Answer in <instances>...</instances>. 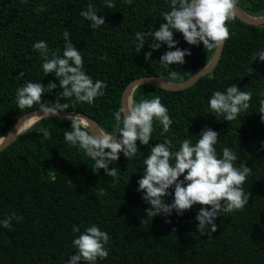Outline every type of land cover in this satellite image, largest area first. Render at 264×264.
Returning a JSON list of instances; mask_svg holds the SVG:
<instances>
[{
    "label": "trees",
    "instance_id": "trees-1",
    "mask_svg": "<svg viewBox=\"0 0 264 264\" xmlns=\"http://www.w3.org/2000/svg\"><path fill=\"white\" fill-rule=\"evenodd\" d=\"M112 2L115 7L107 9L105 0H0V137L20 116L39 108L19 109L18 87L40 82L46 88L56 83L51 93L43 94L42 102L56 101L59 81L54 74L44 75V61L33 45L46 42L51 51L62 55L65 30L81 51L85 72L107 88L91 105L74 98H62L60 103H68L66 110L84 113L108 132L115 130L114 113L133 79L153 76L183 82L211 59L215 49L189 45L181 33L174 32L176 47L191 55L184 57L183 64L165 69L160 57L176 49L161 44L153 51L151 36H146L139 52L135 36L159 29L162 13L170 11V0ZM89 4L105 20L99 29H91L90 22L79 15ZM237 6L253 16L264 14V0H238ZM38 7L45 11H35ZM227 27L230 38L218 64L194 85L179 91L151 85L134 90L132 99L137 102L160 97L173 123L161 136L162 126L154 121L149 145L137 141L138 153L132 159L121 152L109 164V170L117 168L114 180L103 169L94 173V161L65 141L64 132L71 130L68 119L40 120L0 152V221L13 214L22 217L13 219L10 228L0 225V264H67L77 252L73 239L92 225L109 235L105 245L109 255L98 258L97 264H264V122L260 117L264 114L259 112L264 99V61H253L264 50V25H247L235 17ZM149 51L152 55L145 60ZM173 71L175 76L170 75ZM233 84L250 91L252 99L249 109L229 122L211 113L208 100L215 91ZM204 128L219 133L218 158L228 147L237 156L235 166L245 164L252 171L242 186L249 192L248 206L221 212L214 221L217 231L201 235L196 221L200 205L181 215L173 210L171 215L147 217L150 205L142 199L144 193L137 191V181L143 177V159L151 147L167 138L172 150L178 151L186 138L195 144ZM44 131L51 133L50 138H43ZM168 192L165 204L173 202L174 188ZM73 226L80 231L74 233Z\"/></svg>",
    "mask_w": 264,
    "mask_h": 264
},
{
    "label": "clouds",
    "instance_id": "clouds-1",
    "mask_svg": "<svg viewBox=\"0 0 264 264\" xmlns=\"http://www.w3.org/2000/svg\"><path fill=\"white\" fill-rule=\"evenodd\" d=\"M125 3L130 5L133 0H125ZM105 5L107 9L115 7L112 0H105ZM237 5L238 0H170V11L162 13L164 22L158 30L136 33L137 50L140 52L144 47L146 36H151L153 43L149 47L153 51L159 49L161 44L167 45L169 49L175 48V51H168L160 57V64L167 69L169 65L183 64L184 57L191 55L190 51L176 47L174 32L181 33L189 45L202 44L204 49H219L230 38L227 23L235 19ZM35 11L42 12L45 9L38 7ZM79 15L90 22L89 27L93 30L105 25L104 18L97 16V11L91 4ZM63 39L62 55L51 51L46 42L38 41L33 45L34 51L38 52L44 61V75L54 74L59 81L61 91L56 101L42 102L43 94L51 93L57 87L56 83L50 82L45 88L40 82H28L17 88L18 108H32L38 105V112L43 114L29 118L33 123L68 109V103H60L62 98H74L76 102L91 105L98 97L105 95L107 84L100 80L93 81L85 72L81 51H77L73 46L67 30L63 32ZM151 55V51L145 53V60ZM257 58L264 61V50L258 51L253 61ZM100 59L107 57L101 56ZM176 74L175 71L170 72L172 76ZM22 75L21 72L20 76ZM251 99L250 91H241L233 84L224 91H215L208 100V105L216 117L223 116L226 121L231 122L237 119L241 112L249 109ZM259 112L264 114V99L260 100ZM260 117L264 122V115ZM70 119L71 130L64 132L65 141L72 147L83 150L94 161V173L103 169L113 180L117 175V168L109 170V164L117 161L121 152L128 160L132 159L138 153L137 141L141 145H149L154 121H158L162 126L161 136L169 132L173 123L167 107L158 96L151 100L141 99L139 102L134 98L126 100V104L114 113L116 123L112 132L98 127L93 129L89 121L78 114ZM27 120L20 124L18 130L26 125ZM42 135L44 139H48L51 133L44 131ZM218 137V132L204 128L195 144L186 138L181 142L178 151L172 150V141L167 138L163 143L151 147L149 155L143 159V177L137 181V191L144 193L142 199L150 205V208L146 209L147 217L171 215L173 210L177 215H181L193 205H200L196 216L197 231L205 235L217 231L214 221L221 212L231 213L248 206L249 192L245 193L242 186L252 169L245 164L236 167L234 162L237 156L228 147L222 149V157L218 158L215 147ZM181 176L183 180L179 179ZM170 188H174L173 202L165 204ZM13 219L20 220L22 217L13 214L0 221V225L6 229L10 228ZM72 231L77 233L80 229L73 226ZM108 242L107 232L100 230L96 225L87 227L73 239L72 244L77 252L69 258L67 264H97L98 258L103 260L109 255L105 248Z\"/></svg>",
    "mask_w": 264,
    "mask_h": 264
},
{
    "label": "water",
    "instance_id": "water-1",
    "mask_svg": "<svg viewBox=\"0 0 264 264\" xmlns=\"http://www.w3.org/2000/svg\"><path fill=\"white\" fill-rule=\"evenodd\" d=\"M236 18H238L241 22L251 25V26H262L264 25V14L261 16H253L245 11H243L240 7L237 6L236 8ZM225 43V42H224ZM224 44L219 48L215 49L211 59L209 62L197 73H195L193 76H191L189 79L183 81V82H170L167 80H163L157 77L153 76H143L139 78L133 79L130 83L127 84L125 87L122 96H121V107L126 104V100H131L132 99V94L134 90L141 85H151L160 89L168 90V91H179V90H184L192 85H194L201 77L209 74L211 71L214 70L216 65L218 64L222 51H223ZM39 110H34L30 111L22 116H20L18 119H16L10 127L7 129V131L0 137V152L6 149L18 136L23 134L25 131L30 129L33 125H35L37 122L33 123L30 127L27 129L25 127L21 128L18 130V127L20 124H22L24 121H29L31 117L33 116H42V113L38 112ZM81 115L89 123L93 126V129L95 127L100 128L97 123L91 119L89 116L85 115L84 113L78 112V111H68L65 110L64 112L58 113L56 116H49L55 117V118H63V119H68L71 120L70 117L74 115ZM18 130V131H17Z\"/></svg>",
    "mask_w": 264,
    "mask_h": 264
},
{
    "label": "bare ground",
    "instance_id": "bare-ground-1",
    "mask_svg": "<svg viewBox=\"0 0 264 264\" xmlns=\"http://www.w3.org/2000/svg\"><path fill=\"white\" fill-rule=\"evenodd\" d=\"M33 124L32 120L27 121L26 125L24 126L26 129Z\"/></svg>",
    "mask_w": 264,
    "mask_h": 264
}]
</instances>
